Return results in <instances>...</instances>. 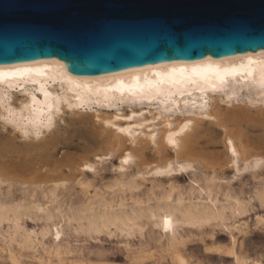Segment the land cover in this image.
Here are the masks:
<instances>
[{"label": "bare ground", "instance_id": "obj_1", "mask_svg": "<svg viewBox=\"0 0 264 264\" xmlns=\"http://www.w3.org/2000/svg\"><path fill=\"white\" fill-rule=\"evenodd\" d=\"M262 60L264 49L100 75L73 73L58 58L0 65V254L12 264H25L24 252L65 263L80 249L72 234H106L126 239L130 264L159 252L172 264H191L182 250L188 232L221 227L231 244L209 248L220 261L264 264L237 248L248 228L239 218L255 200L264 207ZM249 65L254 76L232 72ZM66 115L68 136L60 128ZM115 159L118 175L98 185ZM228 168L235 176L252 172L248 199L224 182ZM185 173L188 187L180 182ZM28 220L42 224L29 228ZM147 233L158 234L157 252L132 248L130 240Z\"/></svg>", "mask_w": 264, "mask_h": 264}, {"label": "water", "instance_id": "obj_2", "mask_svg": "<svg viewBox=\"0 0 264 264\" xmlns=\"http://www.w3.org/2000/svg\"><path fill=\"white\" fill-rule=\"evenodd\" d=\"M264 49V0H0V65L81 75Z\"/></svg>", "mask_w": 264, "mask_h": 264}, {"label": "rangeland", "instance_id": "obj_3", "mask_svg": "<svg viewBox=\"0 0 264 264\" xmlns=\"http://www.w3.org/2000/svg\"><path fill=\"white\" fill-rule=\"evenodd\" d=\"M71 116L66 115V120H62L60 128L63 131L64 136H68L73 130L71 123ZM70 131V132H69ZM6 132V131H5ZM72 133V132H71ZM0 134H2L0 130ZM78 137L74 136V143L78 142ZM76 142V143H77ZM116 163V164H115ZM118 160H114V163H106V168L102 172V176H99L96 180L98 185L106 183L109 180H113L118 175L117 165ZM230 170V171H229ZM235 171L232 168L226 170L224 175V182L231 181L237 192H245L243 197L248 199L251 190L256 186V180L252 176V172H243L235 176ZM92 175V174H91ZM183 176V177H182ZM180 178L181 184L188 187L192 182L190 175L185 173ZM240 177V178H239ZM167 178H164V182ZM152 185L151 182H147L144 186L145 189ZM16 190V194L19 196L20 191ZM74 198L81 197V188L77 186V191H73ZM258 215H264V207H262L257 200L253 201L252 206L249 207L245 215L239 218L241 222H247L248 228L242 233L238 234V250L247 257L253 260H261L264 262V222H258ZM234 221V220H233ZM230 221V222H233ZM253 223V224H252ZM42 222L28 220L27 225L29 228L41 226ZM255 225V226H254ZM256 227V228H254ZM214 237H213V236ZM157 233H147L144 239L136 237L131 239V246L133 249H139L141 246H147L150 251L156 250V242L154 240L157 237ZM185 245L182 247L184 254L189 258L191 264H233V258H225V262L220 261V255L216 252H211L210 247L216 245H230L231 234L228 230L221 227H206L202 230L192 229L188 232V237ZM74 246H78L79 252L75 256L70 257L65 263L50 262L46 259H39L32 253L24 252L23 261L25 264H130L132 258V250H129L126 246V239L119 235H106L103 234L99 238H87L82 235L76 237L73 234L69 238ZM157 252V250H156ZM251 255V256H250ZM41 260V261H40ZM101 260V261H100ZM106 260V261H105ZM34 262V263H33ZM0 264H12L7 254H0ZM140 264H172L168 255L157 253L154 257L145 259Z\"/></svg>", "mask_w": 264, "mask_h": 264}, {"label": "snow or ice", "instance_id": "obj_4", "mask_svg": "<svg viewBox=\"0 0 264 264\" xmlns=\"http://www.w3.org/2000/svg\"><path fill=\"white\" fill-rule=\"evenodd\" d=\"M240 71H243L246 76H254V74H255V70L251 67V65L242 66L240 70H236V69L232 70L233 73H237V74ZM24 74L25 73H20V75H24ZM37 74H39V70H37ZM5 77H6V74L0 73V82H3ZM35 82L36 81L33 80V83H35ZM259 83H260L261 87L264 88V60L260 61ZM45 95H47V93H45ZM46 126L47 127H51L52 126V120H51L50 116L48 118V124ZM181 131H183V129H181ZM36 134H37V137H38L39 136V132H37ZM25 135H27V132L25 133ZM170 143H175V141H173L171 139V137H170ZM229 143H231V142H229ZM233 154L235 155V150H233ZM164 226H165V230H169V228L171 227V220L169 218H167V217L164 218ZM57 238H59V236Z\"/></svg>", "mask_w": 264, "mask_h": 264}]
</instances>
